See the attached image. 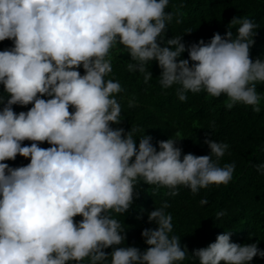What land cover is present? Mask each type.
Listing matches in <instances>:
<instances>
[{"label":"clouds","instance_id":"clouds-1","mask_svg":"<svg viewBox=\"0 0 264 264\" xmlns=\"http://www.w3.org/2000/svg\"><path fill=\"white\" fill-rule=\"evenodd\" d=\"M169 0H0V264H177L187 255L173 232L172 215L151 211L142 237L149 247H117L126 239L113 213H125L134 185L199 189L227 185L235 163L219 166L227 143L206 139L210 155L185 154L173 139L157 141L144 135L137 148L132 127L121 122L116 94L121 84L105 79L112 73L110 50L123 45L148 83L146 65L157 61L159 84L174 85L179 100L187 93L226 94V108L237 103L260 112L258 82L264 83V60L250 58L257 27L247 17H234L237 34L215 33L186 47L183 36L165 40L166 25L179 13L166 12ZM191 31L186 30V33ZM164 43L166 46H161ZM187 50L189 59H178ZM191 61V64H190ZM84 74L81 75L80 67ZM47 97V99L45 98ZM32 105L17 113L13 105ZM129 107H134L132 101ZM70 108L72 111H70ZM24 141H31L30 145ZM47 142L51 145L42 148ZM30 158L25 166L6 161ZM213 157L216 159L213 160ZM264 174V164L257 165ZM138 196V193L135 194ZM201 205L207 200L200 201ZM218 212L217 218L224 216ZM80 216V221L74 220ZM233 233L196 249L199 264H250L264 258L258 243L232 242ZM113 248L111 253L104 250Z\"/></svg>","mask_w":264,"mask_h":264},{"label":"trees","instance_id":"trees-1","mask_svg":"<svg viewBox=\"0 0 264 264\" xmlns=\"http://www.w3.org/2000/svg\"><path fill=\"white\" fill-rule=\"evenodd\" d=\"M166 12L179 13L166 25L163 33L165 40L183 36L186 47L203 39L210 41L215 33L224 36L229 30L235 36L239 25H230L234 17H247L257 27L253 30L254 45L250 48V58L264 60V0H169ZM186 30L191 31L186 33ZM14 46L12 40L0 42V51ZM161 46H166L161 43ZM112 73L105 79L119 82L124 89L116 94L121 104L119 124L113 128H123L125 132L137 127L135 134L137 148L139 138L144 135L153 137V145L159 147L157 141L173 139L176 146L185 154L197 156L210 155L211 150L204 142L211 139L229 145L219 166L235 163L231 181L225 185L212 184L199 189L193 194L191 189L178 186V195H170L167 187H157L145 183L142 179L134 185V198L130 209L125 213H113L121 224L122 235L126 239L117 247H137L146 250L147 245L142 237L145 228L155 229V222L149 223L148 215L167 202L170 207L165 209L173 217V232L181 238L182 249L187 248L185 260L177 264H199L192 255L196 249L207 247L215 242L217 236L224 232H232V242L239 244L258 243L264 250V174L257 170V165L264 164V83L258 82L256 90L260 95V112L253 111L252 106L237 103L231 110L225 104L226 94L220 97L210 96L206 91L192 93L189 91L186 102L176 95V85L164 89L159 84L161 69L157 61H149L146 65L153 77L144 82V76L138 71H129L127 65L135 63L123 45L110 50ZM178 59H189L187 50ZM191 64V61H190ZM79 71L84 74L81 66ZM0 96H6L4 86L0 84ZM47 99V97H45ZM134 107H129V102ZM3 105H0L2 108ZM32 105H13L14 111H28ZM70 111L72 109L70 108ZM31 141H24L30 145ZM51 147L47 142L39 145ZM216 158L213 157V160ZM11 167L25 166L30 158L17 156L6 161ZM138 193L136 197L135 194ZM206 199L207 204L200 201ZM218 212L225 215L217 218ZM82 217L74 218L77 222ZM111 253L113 248L104 250ZM69 264H76L75 261ZM82 264H89L87 258ZM250 264H264V258L255 257Z\"/></svg>","mask_w":264,"mask_h":264}]
</instances>
